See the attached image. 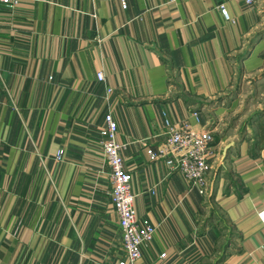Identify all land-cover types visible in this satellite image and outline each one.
I'll return each mask as SVG.
<instances>
[{
  "label": "crops",
  "instance_id": "obj_1",
  "mask_svg": "<svg viewBox=\"0 0 264 264\" xmlns=\"http://www.w3.org/2000/svg\"><path fill=\"white\" fill-rule=\"evenodd\" d=\"M124 4L0 5V264H100L117 232L98 146L105 114L135 218L155 228L134 264H264V115L253 137L227 123L241 109L235 82L264 69V0ZM195 118L217 150L203 194L145 155L164 120Z\"/></svg>",
  "mask_w": 264,
  "mask_h": 264
},
{
  "label": "built area",
  "instance_id": "obj_2",
  "mask_svg": "<svg viewBox=\"0 0 264 264\" xmlns=\"http://www.w3.org/2000/svg\"><path fill=\"white\" fill-rule=\"evenodd\" d=\"M17 0H0L6 8L15 6ZM246 7H251L254 0H243ZM121 8L124 0H119ZM223 19H227L223 6H219ZM97 81H102L100 72L95 74ZM110 90L106 89V93ZM103 126L98 131V146L108 168L109 204L116 218V228L120 238V257L114 264H134L140 256V247L150 240L154 226L147 220H137L133 210V194L130 191V175L123 169L120 157L121 145L115 141L116 124L109 114L103 116ZM160 142L154 150L145 147V155L149 161L161 162L169 174L180 175L186 183L199 194L205 191V180L211 169L215 150L213 135L208 129L188 121L171 123L163 121L160 129ZM62 150L55 154L60 162ZM257 220L264 228V208L257 215Z\"/></svg>",
  "mask_w": 264,
  "mask_h": 264
},
{
  "label": "rangeland",
  "instance_id": "obj_3",
  "mask_svg": "<svg viewBox=\"0 0 264 264\" xmlns=\"http://www.w3.org/2000/svg\"><path fill=\"white\" fill-rule=\"evenodd\" d=\"M258 35H263V32L257 33ZM261 55L264 59V51ZM255 77L260 79L255 81L249 80L248 82L244 81L243 84L242 82H235L232 88V97L241 88L243 97H241L240 111L233 115L227 123L231 127L238 126L236 131L239 136L246 134L249 137H253L254 130L252 129V123L264 115V69ZM241 84L243 85L242 87ZM213 146H215V141H213ZM214 150L217 153L215 147ZM121 255L118 234L116 231H112V233L110 231L109 240L102 247L101 255L97 259L100 264H108L120 258Z\"/></svg>",
  "mask_w": 264,
  "mask_h": 264
}]
</instances>
